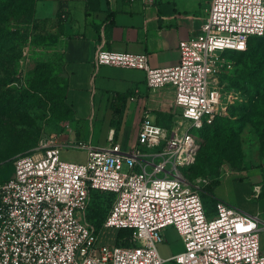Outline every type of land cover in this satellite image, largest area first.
Returning <instances> with one entry per match:
<instances>
[{
	"label": "built area",
	"instance_id": "built-area-1",
	"mask_svg": "<svg viewBox=\"0 0 264 264\" xmlns=\"http://www.w3.org/2000/svg\"><path fill=\"white\" fill-rule=\"evenodd\" d=\"M263 33L264 0H209L198 34L178 42L173 66L151 68L146 54L98 47L96 64L140 69L148 88L172 90L170 124L145 112L129 149L110 130L105 146L52 136L38 153L17 156L0 183V264H264V221L222 201L208 214L201 193L209 178L179 172L194 161L188 129L227 117L229 105L242 100L220 85L223 53L243 51ZM61 147L82 150L86 161H61ZM92 191L112 195L100 228L87 220ZM167 227L183 250L162 258L157 245ZM102 228L129 230V245L99 244Z\"/></svg>",
	"mask_w": 264,
	"mask_h": 264
},
{
	"label": "crops",
	"instance_id": "crops-1",
	"mask_svg": "<svg viewBox=\"0 0 264 264\" xmlns=\"http://www.w3.org/2000/svg\"><path fill=\"white\" fill-rule=\"evenodd\" d=\"M208 6L209 0H34L33 18L54 36L53 47L61 57L65 103L71 110L67 136L101 147L113 130L114 142L126 150L136 144L145 112L163 126L172 90L148 88L140 69L96 64L94 52L99 47L146 54L151 68L173 66L178 62V42L198 34ZM67 136L63 142L71 141ZM231 175L217 179L212 198L260 217L261 174L243 173L248 182Z\"/></svg>",
	"mask_w": 264,
	"mask_h": 264
},
{
	"label": "rangeland",
	"instance_id": "rangeland-1",
	"mask_svg": "<svg viewBox=\"0 0 264 264\" xmlns=\"http://www.w3.org/2000/svg\"><path fill=\"white\" fill-rule=\"evenodd\" d=\"M20 20L16 4L0 9V28L14 31L13 38L0 50V83L9 80L7 85H0V103L10 96L16 100L13 105L0 107V183L11 176L13 161L17 156L38 153L42 140L54 136L61 143L68 134L67 121L60 118L59 111L53 110V105L41 93V88H62L66 85L61 57L53 47L55 42L51 41V35L43 27H35L32 23ZM252 63H255L254 58L239 56L231 51L223 53L220 85H224V90H240L242 97V100L235 101L228 108V115L238 121L233 142L228 145L227 155L230 160L224 159L221 154L222 135L215 141L211 127L204 129V132L201 129H188L196 149L193 163L179 167V172L185 178L194 180L199 176H207L210 181H215L226 173H232L231 177L248 182L247 178L241 177L248 172L249 176L260 173L264 179V110L259 107L264 91H254L245 83L231 86L229 81V78L253 65ZM256 72H259V67ZM166 119L167 122L163 125L165 128L170 124L169 113ZM204 134H208L210 139L207 143L208 150L202 146ZM67 137L73 141L71 134ZM104 141L106 145L107 141ZM59 159L69 163H84L86 155L82 150L61 147ZM198 160L201 165L197 164ZM125 170L123 167L122 171ZM219 190L222 191L223 187ZM213 193V188H203L201 193L204 209L210 215H214ZM229 196L232 198V193ZM101 199L104 216L111 197L103 195ZM262 201L264 202V196ZM90 205L91 200L88 207ZM259 219L264 221V213ZM119 234L117 229L102 228L98 243H115ZM162 237V243L157 245L162 258L183 250L182 241L172 227L163 229ZM259 242L261 250L264 251V229L259 233Z\"/></svg>",
	"mask_w": 264,
	"mask_h": 264
},
{
	"label": "trees",
	"instance_id": "trees-1",
	"mask_svg": "<svg viewBox=\"0 0 264 264\" xmlns=\"http://www.w3.org/2000/svg\"><path fill=\"white\" fill-rule=\"evenodd\" d=\"M17 2V3H16ZM16 4V10L21 17L20 22H29L32 23L35 27H40V22L33 18V6L34 0H0V9L9 7L11 5ZM42 23V22H41ZM14 31L9 29L0 28V50L5 47V45L13 38ZM50 35V34H48ZM51 37V41L55 42L54 36ZM230 52V51H226ZM231 52L239 55L245 56L246 58H254L253 65L248 66L245 70L237 73L236 75L229 78L230 85L234 86L236 84L245 83L250 89L258 92L264 91V33L261 36H255L249 38L247 42V47L243 51H232ZM259 67V72H256V68ZM9 80H5L0 83V85H7ZM41 93L44 95V99L49 101L51 105H53V110L57 109L59 112V116L61 119L69 121L71 118V110L65 103V93H66V85L62 88H58L56 86H48L46 88H41ZM240 91V90H238ZM16 102L14 97H8L7 100L2 101L1 105H13ZM261 110H264V98L262 103L259 104ZM122 110H120L121 115ZM211 125H204L200 129L204 132L207 127H211L214 134V140L217 141L219 136H223V146L221 154L224 156V159H229L227 153L229 152L228 145H231L233 142L234 133L238 129V121L232 119L229 115L227 117H215L212 121ZM115 123V120L112 121V124ZM199 130V131H201ZM202 146L206 147L208 150V142L210 139L208 138V134H204L203 136ZM222 157H220L221 159ZM197 164L201 165L200 160L197 161ZM190 169V168H189ZM199 177H207V176H199ZM217 180L210 181L208 185L204 187L208 189H212V187L216 184ZM264 184V179H263ZM101 194V195H100ZM110 196V204L112 201V195L107 193H102L98 191H92L91 193V205L87 210V220L91 222L96 228H100L106 214L103 216V209L101 207V197ZM202 200V199H201ZM203 203V202H202ZM109 204V206H110ZM213 209H215V200H213ZM109 209V208H108ZM108 211V210H107ZM120 234L117 237L115 244L127 246L129 245L128 239L130 237V231L126 229L119 230Z\"/></svg>",
	"mask_w": 264,
	"mask_h": 264
}]
</instances>
